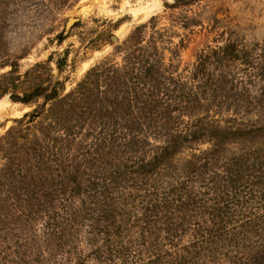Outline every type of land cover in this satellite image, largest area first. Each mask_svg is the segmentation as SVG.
<instances>
[{
  "label": "trees",
  "instance_id": "1",
  "mask_svg": "<svg viewBox=\"0 0 264 264\" xmlns=\"http://www.w3.org/2000/svg\"><path fill=\"white\" fill-rule=\"evenodd\" d=\"M140 40L136 34L124 43L121 65L99 66L66 94L60 81L28 87L37 75L30 71L0 86L26 85L14 102L44 98L31 123L50 105L40 128L10 132L23 186L11 200L24 215L44 217L56 239H78L85 225L90 244L102 240L101 264H264V142H235L264 129L222 127L225 92L236 90L215 82L224 95L210 92L208 64L241 55L230 46L203 53L185 81ZM233 102L238 117L244 105ZM207 135L218 140L210 150L191 145V155L178 157ZM152 137L168 140L155 146ZM38 183L47 190L31 196L27 186Z\"/></svg>",
  "mask_w": 264,
  "mask_h": 264
},
{
  "label": "rangeland",
  "instance_id": "2",
  "mask_svg": "<svg viewBox=\"0 0 264 264\" xmlns=\"http://www.w3.org/2000/svg\"><path fill=\"white\" fill-rule=\"evenodd\" d=\"M136 34L153 54L158 48L169 71L185 81L200 55L233 47L241 55L238 59L230 62L227 57L208 64L211 93L218 89L216 95L223 96L220 89L236 90L234 94L225 92L231 98L217 118L222 127L230 123L232 129H264V0H0V86L18 75L21 81L26 80L30 71L37 75L28 87L38 84L50 89L60 81L63 94L69 93L99 66L121 65L124 43ZM243 53L250 62L246 63ZM215 82L222 87L214 86ZM24 88L25 84L0 91V264H101L95 251L102 247V240L90 244L85 225L78 239H56L49 235L44 217L35 220L24 215L11 200L22 193L17 188L23 186L15 170L18 141L10 132L40 128L50 108L48 105L31 123L29 115L41 110L44 98L27 104L14 102L11 96L21 94ZM233 98L244 105L238 109V117L233 116ZM169 128L166 133L170 135L177 130L174 124ZM178 129L184 130L182 126ZM167 140L151 138L155 146ZM217 141L210 135L202 137L184 146L178 157L191 155V145L204 152ZM235 142L237 147L257 146L264 142V131L248 133ZM42 186L28 185V193L40 196L47 190Z\"/></svg>",
  "mask_w": 264,
  "mask_h": 264
},
{
  "label": "water",
  "instance_id": "3",
  "mask_svg": "<svg viewBox=\"0 0 264 264\" xmlns=\"http://www.w3.org/2000/svg\"><path fill=\"white\" fill-rule=\"evenodd\" d=\"M113 40H114V41H117V37L114 36V37H113Z\"/></svg>",
  "mask_w": 264,
  "mask_h": 264
}]
</instances>
